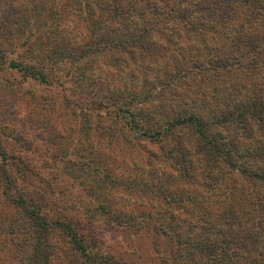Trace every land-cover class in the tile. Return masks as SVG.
Masks as SVG:
<instances>
[{"label":"trees","instance_id":"1","mask_svg":"<svg viewBox=\"0 0 264 264\" xmlns=\"http://www.w3.org/2000/svg\"><path fill=\"white\" fill-rule=\"evenodd\" d=\"M174 1L177 7L165 11L166 0H75L89 11L91 19L100 15L92 20L89 41L77 47L55 44L38 65L35 61L26 65L11 62L10 67L46 83L43 70L52 71L60 62H83L85 66L75 71L80 79L74 87L88 92L87 116L95 115L102 124L110 121L100 128L102 132L109 130L121 138L127 135V141L149 144L147 160L155 173L163 174L161 185L156 178L159 186L155 189L164 200L165 217L160 209H143L132 216L116 213L93 195L95 206L100 202L95 210L119 225L135 224L140 229L144 225L146 231L167 238L174 264H264V218L256 224L254 207L248 208L249 213L240 209L238 187L224 191L228 179L238 182L244 178L264 189V167L242 168L239 161L244 139L257 135L264 139V0H244L242 8L232 0ZM157 25L164 29L162 44L155 41ZM167 28L172 30L165 35ZM187 32L202 37V51L190 49L186 54L175 43L174 37L178 40ZM172 47L178 48V56L170 52ZM168 53L171 58L165 61ZM114 58L127 64L144 62L149 70L157 65L158 72L161 68L164 73V91L178 96L182 105L154 107L140 97L141 92L132 96L136 86H125L126 91L114 97L103 84L89 91L92 86L85 84L90 81L88 67L100 61L112 66ZM242 76L248 79L245 88L250 93L245 94L240 85ZM253 81L254 85H248ZM91 156L81 171L91 169L95 179L104 166ZM10 174L5 161H0L1 192L21 210L26 227L30 248L26 264H53L57 235L68 246L70 264H126L88 243L85 225L51 197L54 192L45 197L23 188L13 195L18 182ZM195 183L213 197L224 191L225 197L219 195L224 203L210 206L209 201H198L200 195L206 196ZM148 192L153 193L150 188ZM254 193L260 200L262 193Z\"/></svg>","mask_w":264,"mask_h":264},{"label":"rangeland","instance_id":"2","mask_svg":"<svg viewBox=\"0 0 264 264\" xmlns=\"http://www.w3.org/2000/svg\"><path fill=\"white\" fill-rule=\"evenodd\" d=\"M232 1L241 8L244 4V0ZM166 4L165 11L171 6L177 7L174 0H166ZM82 7L75 0H0V161H5L11 179L16 178L18 182L13 195L23 188L45 197L54 192L55 196L50 194L51 197L67 206L71 210L69 215L85 225L86 241L106 255L126 264H174L167 238L161 239L151 229L146 231L144 225L141 229L135 224L119 225L94 209L100 202L95 206L93 195L100 196V201H106L116 213L132 216L143 209H160L163 210L162 218L165 217L164 200L155 189L163 183V174L155 173L147 160L149 144L136 139L127 141V135L121 138L109 130L102 132L100 128L110 121L102 124L95 115L87 116L91 101L88 92L74 87V81L80 79L75 71L85 64L60 62L52 71L45 69L46 83L10 67L11 62L26 65L35 61L38 65L55 44L77 47L88 42L92 20L100 15L95 14L91 19L89 11ZM161 28L157 25L155 41L162 44L160 32L164 29ZM171 30L167 28L165 35ZM187 33H182L178 40L174 37L175 43L186 54L192 49L202 51V37L195 38L192 32ZM170 52L179 55L178 48L172 47ZM169 58L168 53L165 61ZM113 61L116 64L109 67L103 61L88 67L86 76L90 81L86 80L85 84L92 86L89 91L94 88L97 91L103 84L114 97L122 94L125 86L131 89L136 86L132 96L141 92L140 97L147 98L154 107L182 105L178 96L164 91V73L161 68L158 72L157 65L153 64V69L149 70L150 67L141 61H128L129 64L116 58ZM247 80L244 76L239 79L245 94L250 93L245 88ZM71 85L74 88H70ZM241 151L242 168L264 167V157H259L260 152L264 153V139L259 135L244 139ZM91 154L104 166L102 172L95 174L96 180L92 178L94 171L91 169L86 173L81 171ZM156 178H160L158 184ZM195 184L206 196L200 195L198 201H209L210 206L224 203V191L235 185L242 193V197H238L240 209L249 213L248 208L254 207L252 216L256 224L264 218V189L254 181L228 179L223 193L219 192L216 197ZM149 188L153 193L148 192ZM255 191L262 193L260 200ZM13 203L0 189V264H26L30 256L21 210ZM53 243L56 251L53 264H70L68 260L72 258L65 241L57 235Z\"/></svg>","mask_w":264,"mask_h":264}]
</instances>
